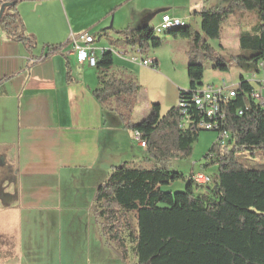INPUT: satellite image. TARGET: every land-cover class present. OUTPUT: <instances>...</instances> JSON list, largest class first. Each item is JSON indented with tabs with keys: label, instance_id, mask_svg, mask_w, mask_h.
Wrapping results in <instances>:
<instances>
[{
	"label": "crops",
	"instance_id": "obj_1",
	"mask_svg": "<svg viewBox=\"0 0 264 264\" xmlns=\"http://www.w3.org/2000/svg\"><path fill=\"white\" fill-rule=\"evenodd\" d=\"M229 2L27 0L16 12L22 25L19 30L33 39L32 47L0 25V264H30L25 262V254L34 261L36 252L45 262L52 251L58 264H64V256L81 237L86 239L90 253L92 214L100 229L95 200L98 188L107 182L113 167L123 162L139 164L132 151L141 145L133 142V131L114 110L108 119L106 104L94 93L100 87L98 69L79 64L75 54H69L73 37L84 33L104 37L106 42H96L95 47L99 55L102 50H112L117 56L111 73L136 75L133 80L139 86L145 85L144 70L161 76L162 90L148 86L142 93L147 94L148 112L155 103L168 110L178 105L182 89L175 81V72H164L156 54L143 58L152 62L158 59V67L133 62V48L115 50L105 34L115 36L114 31L126 28H154L166 13L190 26L194 21L201 31L198 12ZM61 44L64 46L54 51L53 47ZM226 74L221 72L219 81L234 86L243 76L233 81ZM245 78L258 89L264 78V61L259 73ZM262 97L264 100V89ZM143 159L150 160L148 154ZM76 222L88 229L73 230ZM32 224H42L40 234ZM130 247L128 242L123 253L116 246L125 260L131 254ZM133 256L138 264L135 253Z\"/></svg>",
	"mask_w": 264,
	"mask_h": 264
},
{
	"label": "trees",
	"instance_id": "obj_2",
	"mask_svg": "<svg viewBox=\"0 0 264 264\" xmlns=\"http://www.w3.org/2000/svg\"><path fill=\"white\" fill-rule=\"evenodd\" d=\"M11 1L0 0V7ZM246 10L256 11L257 23L250 30L239 28L240 50L232 59L246 73H259L264 61V0H230L226 5L204 8L198 12L201 31L187 22L186 26L170 31L189 42L190 86L179 92V98L190 103L189 126L181 125L183 115L179 105L163 112L162 106L155 103L139 123H131L129 116L123 118L127 129L142 134L154 166L123 162L113 167L107 182L98 188L95 200L103 235L123 253L127 252L128 242L131 243L138 264H264V168H249L234 157L238 151L252 155L261 151L264 159V102L253 96L256 89L244 76L240 78L237 95L223 103L226 115L223 129L230 132L228 143L234 142V147L216 160L217 189L198 186L190 174L185 190H163L165 185L183 177L171 171L169 165L176 158L191 155L202 130L195 126L201 113L192 104L195 91L204 87L205 66L200 60L211 61L215 71H230L209 40L220 37L224 21L245 15ZM0 25L28 47L35 45L32 38L20 32L22 25L17 12L5 11ZM114 34H105L111 45L140 47L143 54L164 43L149 26L116 30ZM63 46L56 45L53 49L58 51ZM158 64L155 59L152 66ZM113 65V51L104 50L96 67L100 87L94 93L104 104L116 100L128 105L139 85L133 79L111 73ZM219 146L214 144L210 152ZM128 213L134 214L135 227Z\"/></svg>",
	"mask_w": 264,
	"mask_h": 264
},
{
	"label": "rangeland",
	"instance_id": "obj_3",
	"mask_svg": "<svg viewBox=\"0 0 264 264\" xmlns=\"http://www.w3.org/2000/svg\"><path fill=\"white\" fill-rule=\"evenodd\" d=\"M26 1L27 0H20L17 4V9H19L20 5H22ZM166 1L169 4H173L175 0H166ZM15 12L16 10L13 7H9L6 9L7 14H14ZM244 14L245 15L233 16L230 19L224 21L222 23L220 37L215 40H209L212 47L223 56L224 60L230 66V71L226 74V76L232 79L233 81L239 80L240 74H242L245 77L249 76V74H252V73H246L245 70L239 66L238 62L232 59V55L238 53V51L240 50L239 42L236 41V33L238 32L239 28L250 30L253 27V25L257 23L255 10H246L244 11ZM160 23L161 22L156 23L153 29L155 31V35L164 41L163 45L156 49L151 48L146 53H144L143 56L151 58V56H154V54H156L157 57L159 58V61L162 64L164 72H166L167 74L169 72H175L174 74H175L176 83L180 86V88L188 89L190 86V79L188 76V69H187L188 53L186 52V50L189 49V42H187V40L181 36H174V34L171 33L170 31L157 32L155 29L160 25ZM190 23H191V27L197 30L196 28H198V25L194 21ZM99 41L101 43H105L106 39L104 37H99V35H97L96 42ZM113 47L115 50H121L122 52L123 50L127 49V47L123 44H116ZM175 56H176L175 59L176 65H174L173 62V58ZM114 58L118 59L117 56H115ZM200 62H202L205 66V75H204V79L202 80L204 83V87L207 86L208 84H211L212 82L214 84H218L220 82L219 77L221 72L213 70L211 67L213 63L207 59H201ZM111 72H113V70ZM143 73L146 74L145 85L139 86L138 92L135 95L130 96V102L128 105L119 104L116 100H111L110 102L106 103V110H107L106 116L108 119H110V117L112 116L113 109L117 113V117L122 121L124 116H129L131 123H139L145 117H147V115L149 114L148 110L146 109L147 94L143 95L142 91L147 92L146 87L148 86L151 89L155 88L158 91L162 90V88L164 87V82H163L164 80L161 79V76H156L150 73L148 70H144ZM135 76L133 74H130L124 76V78L134 79ZM166 109L167 108L163 107V112L167 111ZM128 130L132 132V130L130 129ZM218 138L219 135L216 131L201 130L197 141L193 145V150L191 155L188 157L176 158L172 160L169 165L171 171L178 172L182 174L183 177L172 182L170 185H165L163 187V190L164 191L171 190L174 192L185 190V187L187 185V177L191 174L192 171L205 172L215 178L219 169V164L217 163L216 160L220 157V155H223L224 153L230 151L234 147V142H232V143H228L227 146L225 145L219 146L215 148L214 152H210L213 145L218 142ZM133 142L138 144V142L134 140V137H133ZM132 153L136 155L137 158L136 162H138L140 165L145 166L147 168H152L154 166L155 161L150 157H149L150 160L143 159L144 156L147 155V153L144 148H141V146L136 148V150L132 151ZM212 154H214L215 156L212 157L211 156ZM234 157L240 163L244 164L249 168H264V159L262 157L261 151H256L254 155L246 151H238L236 152ZM129 219L131 221V225L135 227L134 214H130ZM42 227H43L42 224L31 225V228L37 232V235L40 234ZM86 229H88V227H85L80 222H76L75 225L73 226V230L75 231L83 232V230ZM91 234H92L91 252L87 253L86 239L82 237L77 238L76 244L73 246L72 248L73 250H71L72 252L69 253V255L68 253H66V255L64 256V260H63L64 264H137L136 263L137 261L133 256L134 253L131 247H130L131 254H129L128 259L125 260L124 256L116 248V246L111 241L103 237V233L99 229V224L94 214H92ZM79 235L82 236V233H80ZM98 244L101 245L100 246L101 251L98 250V246H99ZM96 248L97 250H95ZM27 251L28 250L26 248V252ZM57 257H58V253H57ZM25 258H26L25 262L28 261V263L30 264H58V262L56 261V254L53 251L52 253H50V255L48 256L45 262L41 261L42 259L39 258V255L37 256V252L34 261L28 259L29 255L27 253L25 254Z\"/></svg>",
	"mask_w": 264,
	"mask_h": 264
},
{
	"label": "built area",
	"instance_id": "obj_4",
	"mask_svg": "<svg viewBox=\"0 0 264 264\" xmlns=\"http://www.w3.org/2000/svg\"><path fill=\"white\" fill-rule=\"evenodd\" d=\"M186 26V21L180 18L172 17L166 13L162 15V21L158 27L157 32L171 31L173 29ZM96 37L90 33H84L79 38L73 37L72 50L69 54L74 53L79 64L87 63L92 67H97L99 60V53L95 47ZM134 54L131 56L133 62H139L144 66H152L153 62L143 58V53L140 47L133 48ZM104 50H102L103 53ZM101 53V54H102ZM118 55L124 53L117 52ZM237 87L230 85L227 81L221 80L218 84H208L199 90H196L192 96V104L197 107L201 113L200 119L196 122L195 126L202 130L216 131L219 134L218 144L224 146L230 139V132L224 130L225 112L223 110V103L237 95ZM264 89V78L260 81L259 88L255 90L253 96L264 102L262 97V91ZM178 105L182 108L181 113L183 115L181 125L188 127L191 123V117L189 115L190 103L181 100L179 98ZM241 113V111H240ZM133 137L138 144L142 147L146 146L143 136L139 131L133 132ZM190 179L198 186L209 190L213 188L214 177L205 172H191Z\"/></svg>",
	"mask_w": 264,
	"mask_h": 264
},
{
	"label": "water",
	"instance_id": "obj_5",
	"mask_svg": "<svg viewBox=\"0 0 264 264\" xmlns=\"http://www.w3.org/2000/svg\"><path fill=\"white\" fill-rule=\"evenodd\" d=\"M20 0H12L11 2H6L4 3L1 7H0V22H1V18L4 14V12L6 11L7 8L9 7H14L16 3H18ZM214 189H217V186H214Z\"/></svg>",
	"mask_w": 264,
	"mask_h": 264
}]
</instances>
